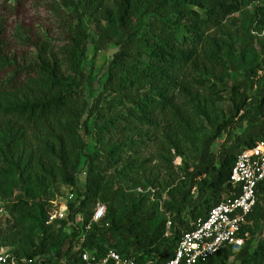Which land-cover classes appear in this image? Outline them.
Masks as SVG:
<instances>
[{
    "label": "trees",
    "instance_id": "1",
    "mask_svg": "<svg viewBox=\"0 0 264 264\" xmlns=\"http://www.w3.org/2000/svg\"><path fill=\"white\" fill-rule=\"evenodd\" d=\"M26 1L0 0V9L13 15ZM254 2V29L262 30L264 0H51L61 36L39 40L35 59L10 57L0 44V104L16 97L0 105V188L11 198L1 206L8 218H0V239L4 226L27 218L41 230L31 252L10 251L32 260L21 264H87L86 251L102 259L110 249L160 264L174 255L183 232L236 195L230 174L239 153L264 141V67L229 83L209 72L227 71L230 57L214 49L232 15ZM111 43L107 77L89 102L88 47L97 52ZM217 101L229 102L228 114L211 113ZM90 123L97 125L94 150L82 134ZM151 145L155 153L145 155ZM176 155L186 156L179 167ZM80 172L84 184L67 216L50 222L55 185L74 189ZM17 188L23 193L12 197ZM256 195L247 220L261 229L264 179ZM97 203L106 213L93 221ZM74 238L79 246L72 250ZM227 247L238 249L240 264H264V237L227 245L200 264H226Z\"/></svg>",
    "mask_w": 264,
    "mask_h": 264
},
{
    "label": "rangeland",
    "instance_id": "2",
    "mask_svg": "<svg viewBox=\"0 0 264 264\" xmlns=\"http://www.w3.org/2000/svg\"><path fill=\"white\" fill-rule=\"evenodd\" d=\"M49 1L51 0H27L13 15H8L0 9V44L3 46L8 56H15L17 59L26 56L29 60H33L36 56L35 44L39 40H42L44 37L57 39L61 36L60 24L58 21L62 17L52 10L53 4H49ZM255 3L257 2L245 7L241 12L235 13L227 21V34L223 33L224 38L220 40L218 48L214 50L219 51L221 54L228 55L231 59V63H229L230 65L226 69L227 71H225L224 68L216 66L209 72V74L216 79L224 77L226 83L234 80H243L248 76L250 68L252 67H258L259 74H263L261 68L264 67V28L262 30L254 29V25L256 24L253 16ZM83 21L84 24H89L86 16L83 17ZM115 51L116 46L112 43L97 52L93 44L88 47L84 61V70L87 75L85 81V96L89 102H93L102 89L103 82L107 77L108 61ZM250 72H252V70ZM250 92H253V90ZM15 100L16 97L14 96L3 99L0 104L1 108L3 109L13 104ZM194 107V102L189 104V108L193 109ZM210 108H212L211 113H213L214 116L221 117L223 114H228L229 102L217 101ZM202 121V127L206 128L208 125L206 118L203 117ZM96 126V124L90 123V131L87 133L82 131L89 150H94L97 142L93 133ZM236 130L238 132L241 131L238 127ZM204 132H206V130H204ZM224 140L225 136L215 140L212 149L217 150ZM155 142L159 145L160 141L157 140ZM155 150V146L153 147L151 145L145 149L143 153L148 155L155 153ZM172 151L173 153L176 152L175 149H172ZM185 160L186 156L176 155L174 164L176 167H179ZM156 163L157 160L155 159L154 164ZM118 166H121V164L119 163ZM4 169H6V166ZM81 170H83V168ZM160 170H162L164 174L163 169ZM83 184L84 172L79 173L74 189L73 186L57 183L55 185L56 196L51 206V212H55L61 205L70 204L76 196L75 190L82 188ZM1 190L2 187L0 188V207L11 200L10 197L1 193ZM21 193H23L22 189L17 188L12 197ZM70 193L75 194L73 198L69 196ZM160 209L163 211L162 208ZM0 218L4 219L8 218V216H1L0 214ZM10 226L12 227L11 229H7L9 227L5 226L2 228L5 234H3L0 239V251H11L15 249L26 253L31 252L41 237V230L37 226L35 220L27 218L23 224L11 222ZM248 226L249 228H247ZM66 227L69 232L72 231L69 224H67ZM91 228L92 222L88 223L86 231ZM244 229L246 233L244 243L247 239H252L254 243L257 238L264 237V222L260 229L247 220ZM84 235L86 236V232ZM67 243L69 244V242L66 241V244ZM70 243L73 248L72 250H75L79 246L76 238ZM226 250V264H240L239 261L235 260L238 249L235 247H227ZM85 253L89 258L99 259L98 256L93 255L90 251H86Z\"/></svg>",
    "mask_w": 264,
    "mask_h": 264
},
{
    "label": "built area",
    "instance_id": "3",
    "mask_svg": "<svg viewBox=\"0 0 264 264\" xmlns=\"http://www.w3.org/2000/svg\"><path fill=\"white\" fill-rule=\"evenodd\" d=\"M264 179V141L254 147L239 153L232 167L230 181L238 187L236 195L222 199L208 212L205 219H200L192 230L181 235L174 255L160 264H200L227 245L242 246L246 238L243 232L247 218L256 204V189ZM71 198L74 193H70ZM54 203V202H53ZM68 205H61L55 212H51L49 220L63 219L67 216ZM106 206L97 203L93 214V221H99L105 216ZM0 214H5L0 207ZM77 222L83 221V215L78 214ZM171 222L168 221V226ZM87 264H105L113 261L115 264H139L131 256H123L114 249H110L104 258L94 262L83 253ZM31 262L25 258L19 259L10 251H0V264H21ZM147 264H153L149 261Z\"/></svg>",
    "mask_w": 264,
    "mask_h": 264
}]
</instances>
